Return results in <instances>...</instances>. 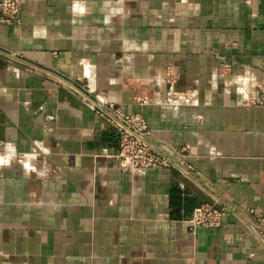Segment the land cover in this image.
I'll list each match as a JSON object with an SVG mask.
<instances>
[{
    "label": "crops",
    "instance_id": "obj_1",
    "mask_svg": "<svg viewBox=\"0 0 264 264\" xmlns=\"http://www.w3.org/2000/svg\"><path fill=\"white\" fill-rule=\"evenodd\" d=\"M176 167L117 166L87 98ZM228 206L217 229L192 210ZM264 0H22L0 24V264H264Z\"/></svg>",
    "mask_w": 264,
    "mask_h": 264
},
{
    "label": "built area",
    "instance_id": "obj_2",
    "mask_svg": "<svg viewBox=\"0 0 264 264\" xmlns=\"http://www.w3.org/2000/svg\"><path fill=\"white\" fill-rule=\"evenodd\" d=\"M21 2L22 0H0V24L10 25L20 22ZM86 102L94 114L104 120L116 133L115 159L119 169L135 171L176 167L173 162L145 141V137L150 135V130L142 114L126 113L109 101L87 98ZM232 212L228 206L211 204L196 206L187 220L188 230L193 233L197 228L217 229L222 220ZM251 230L264 245V214L258 215Z\"/></svg>",
    "mask_w": 264,
    "mask_h": 264
}]
</instances>
